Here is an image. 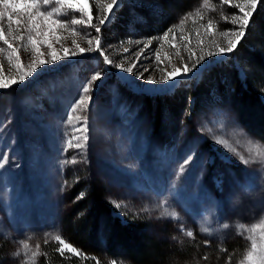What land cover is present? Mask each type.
Instances as JSON below:
<instances>
[{"label": "rangeland", "instance_id": "rangeland-1", "mask_svg": "<svg viewBox=\"0 0 264 264\" xmlns=\"http://www.w3.org/2000/svg\"><path fill=\"white\" fill-rule=\"evenodd\" d=\"M111 3L89 0L93 24L102 29V56L95 28L71 24L86 16L58 0L48 5L41 0L43 9L56 10L66 23L50 37L51 49L41 46L49 63L23 82L20 73L37 54L24 25L19 41L15 31L8 35L7 17L0 22L20 57L18 68L16 55L0 41V75L18 81L0 89V157H8L0 160V237L13 245L0 264H34L39 246L56 240L64 226L62 213L79 195L76 189L93 180L104 186L110 212L121 221H143L147 236L188 243L201 255L238 240L245 250L237 260H221L241 264L251 248L249 237L259 242L264 231V143L245 129L230 104L217 100L214 90L202 92L207 84L200 86L201 99L189 97L201 76L210 85L215 80L216 70L207 74L210 68L218 65L222 71L219 65L232 52L220 55L219 49L235 39L244 0H171L167 7L159 0H117L109 12ZM106 14L109 20L100 25ZM185 66L186 75L164 82ZM128 67L132 73L123 70ZM97 71L103 79L91 80ZM138 73L154 82L138 79ZM81 96L85 103L77 106ZM159 97L168 98V105L154 119ZM85 119L86 144L80 139L72 142L84 146L69 147L74 135L83 137L74 129L82 128ZM103 224H97L99 230ZM123 260L117 264H133Z\"/></svg>", "mask_w": 264, "mask_h": 264}, {"label": "trees", "instance_id": "trees-1", "mask_svg": "<svg viewBox=\"0 0 264 264\" xmlns=\"http://www.w3.org/2000/svg\"><path fill=\"white\" fill-rule=\"evenodd\" d=\"M159 2L164 7L171 4V0ZM178 6L179 3L174 7ZM234 62L241 69L242 77ZM217 66L207 71V74L215 70L217 72L211 85L207 77L204 79L201 76L198 83L193 85L189 98L194 101L201 99L200 86L207 84L202 92L207 95L208 91L210 94L214 90L217 100L230 104L245 129L264 143V102L261 100L264 96V0H258L249 27L237 48L219 65L222 66V71H217ZM156 100L147 99L145 102L150 104ZM158 104L159 106H154V119H160L163 108L168 105V98L159 97ZM76 191L79 195L62 213L64 229L61 226L57 236L70 243L77 252L64 249L61 253L57 250L60 247L57 244L59 240H52L39 246L34 264H117L121 261L123 263V259L133 264H183L178 263L182 258L184 262L187 261L184 264H225V260H221L223 257L234 263L237 260L234 258L245 250L242 247L245 245L236 240L220 243L218 246L222 247L218 249L212 246L213 249L208 254L201 255V251L196 252L188 243L179 245L175 241L155 239L145 234L143 221H121L119 216L110 212L111 207L101 181L93 180L86 187H81V191ZM101 221L104 226L99 230L97 224ZM100 236L102 242L98 238ZM12 246L11 242L0 237V260L7 258L5 255ZM217 253L222 255H216ZM187 256H195L197 259L195 261Z\"/></svg>", "mask_w": 264, "mask_h": 264}, {"label": "snow or ice", "instance_id": "snow-or-ice-1", "mask_svg": "<svg viewBox=\"0 0 264 264\" xmlns=\"http://www.w3.org/2000/svg\"><path fill=\"white\" fill-rule=\"evenodd\" d=\"M44 5L49 4V0H42ZM223 2L227 3L230 2V0H223ZM59 4L67 5L68 8L73 9L75 8L82 17L86 16V19L84 18H73L71 19V24L78 25V24H85L87 23L89 26L95 28V42H96V48L100 51V54L103 56V50L101 48V27H97L93 24V15L91 13V10L89 8V0H58ZM117 3V0H112V3L109 4L108 11L112 12L113 5ZM258 4V0H244L243 6L239 7V12L243 13L242 16L239 17L238 22V30L234 32L235 39H230L228 41V47L227 48H220L219 54L225 55L228 53L233 52L237 46L239 45L241 39L245 36V31L249 27L250 24V18L253 15V12L256 10ZM54 11L56 10H45L41 7V0H0V22L4 20L5 17H7L8 20V35H12L13 31H15L17 34L15 36L16 40L23 41L24 36L20 35L21 25H24V31L28 32V40L32 43L33 49L35 53L37 54L38 59L35 60L32 64L28 66V69L26 72H21L19 76V82H23L27 77H32L34 75H38V67L42 68L43 65L46 63H49V61L45 60L44 54L41 52V46H47V48H52V43L50 42V37L54 34V32L58 29H62L65 26V21L58 19L54 15ZM109 20L108 15L106 14L103 18L99 19V24L104 25ZM236 23V21H233ZM13 25H16V28L13 29ZM208 28H211V23H209ZM165 36H167V33H165ZM0 41H3L5 45H7L8 49L11 50V55H16V61L17 66L19 68L20 65V57L17 54V49L13 46V44L6 38L5 35V29L0 23ZM89 45L91 46V40H89ZM0 51H3L2 48H0ZM67 51V49H65ZM80 51L83 53L86 50L80 49ZM75 55V53H73ZM51 59L52 61H55L57 59V53L55 51L51 52ZM105 62L108 64H111L112 62L107 59L105 56ZM124 71L128 73L133 72L132 67H128L126 69H123ZM0 71H2V65H0ZM147 71V69H145ZM189 71V68L185 66L183 68V71L181 69H176L175 71L169 73L165 78L164 82L169 83L172 81L175 77L186 75ZM138 79L145 80L146 83H153L152 77H143L142 74H137ZM103 79V73L102 72H95L91 76V80H101ZM18 81L16 79H10L6 80L3 78L2 75H0V89H7L11 85L16 84ZM170 87H173L174 84H170ZM148 91H153V89H148ZM83 93L89 92V87L85 86L82 88ZM85 103V97L81 96L79 99L78 105H83ZM76 109L73 108L72 111L74 112ZM69 121L72 119L71 116L68 117ZM75 132H83V137L80 136H73L71 140L68 143L69 147H75L80 148L84 145H81L80 143H73L72 141H79L80 139H83L85 144L88 140L87 131H88V125L87 120L85 119L82 128H76L74 129ZM219 143V141H217ZM8 159L7 154H5L3 157H0V160L6 162ZM191 160V155H189L185 161L183 162V166L181 167L180 171L183 172L185 168L187 167V164ZM74 162V160H73ZM247 163V161H245ZM3 165L0 164V167ZM117 207H120V205L117 203ZM226 226V225H225ZM256 227H260V225L254 226L252 231H255ZM207 231V229H205ZM188 236H192L193 233L189 231ZM57 240L60 242V247L57 249L61 253H63L64 249H67L69 252H77V249L71 246L70 243H66L63 239H61L59 236L56 237ZM251 241V248L247 252V254L244 257V260L241 262V264H264V231H261L259 242L256 238L250 236L249 237ZM24 247L26 248L27 245L25 244ZM115 264V262H114Z\"/></svg>", "mask_w": 264, "mask_h": 264}]
</instances>
